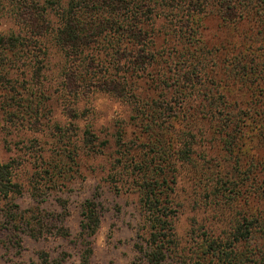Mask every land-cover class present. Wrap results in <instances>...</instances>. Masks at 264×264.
Segmentation results:
<instances>
[{"label":"trees","instance_id":"16d2710c","mask_svg":"<svg viewBox=\"0 0 264 264\" xmlns=\"http://www.w3.org/2000/svg\"><path fill=\"white\" fill-rule=\"evenodd\" d=\"M101 95L128 117L98 127ZM0 112L4 264H92L99 195L77 232L66 197L85 162L137 199L135 264H264V0H0Z\"/></svg>","mask_w":264,"mask_h":264},{"label":"rangeland","instance_id":"374dc122","mask_svg":"<svg viewBox=\"0 0 264 264\" xmlns=\"http://www.w3.org/2000/svg\"><path fill=\"white\" fill-rule=\"evenodd\" d=\"M91 106L95 110L96 123L98 127L108 126L111 123L128 117V111L119 101L105 95L94 98ZM104 126V127H105ZM16 132L8 128L3 114L0 112V161L7 162L16 159L20 155L19 138ZM80 180L73 186V192L66 196L68 199L69 222L74 232L79 229L81 221L82 206L84 202L94 194L99 195L101 208V225L94 240V256L92 264H135L140 262L135 249L136 235L139 229V212L137 199L131 194H116L103 180V172L92 173L88 168L89 162H85ZM183 179L180 182V199L187 207L183 210L176 223L177 235L185 244L187 231L189 229V217L192 215L188 207L190 187ZM63 196V195H62ZM59 207L58 203H54ZM2 205V203H0ZM0 231V237H3ZM28 255L36 259L37 251L45 249L57 255L61 246L50 240L49 242L27 241ZM7 258L4 250L0 247V264L5 263ZM76 256L71 261H75ZM77 263V262H76Z\"/></svg>","mask_w":264,"mask_h":264}]
</instances>
